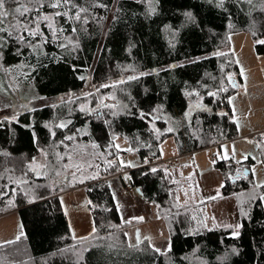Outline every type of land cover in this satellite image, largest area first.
<instances>
[{"label": "trees", "instance_id": "1", "mask_svg": "<svg viewBox=\"0 0 264 264\" xmlns=\"http://www.w3.org/2000/svg\"><path fill=\"white\" fill-rule=\"evenodd\" d=\"M76 2L83 5L85 0ZM97 2L107 7L91 9L98 22L87 25L86 32L73 34L68 25L60 21L68 29L64 35L79 42L75 51L47 44L43 49L47 55H29V50L23 49V54L16 56L15 42L10 41L2 63L13 66L24 63L34 68L30 71L25 67L23 71L29 75L23 78L45 96L82 89L89 76L96 83H104L132 73L151 74L114 88L99 87V91L92 92L91 96L37 107L35 111L24 110L17 115L18 123H0V215L18 209L23 233L19 240H12L13 243L0 244V264H264L262 200L252 202L248 216L243 217L240 236L234 238L232 229L198 226L191 219L193 214L198 219L201 217L195 206L174 207L176 195L183 204L184 179L190 175L184 176L178 168L162 165L164 161L135 168L119 165L120 153L162 161L161 145L169 137L174 138L179 153L184 154L237 136V124L231 119L233 111L228 97L238 88L231 87L227 76L232 74L240 84V67L233 52L221 51L226 54L224 56L214 53L229 47L234 33L249 32L256 40L264 39V11H260V0H253L255 7L241 0H224L223 7L218 6L219 0H157L154 15L148 14L147 0ZM189 12L194 20L185 16ZM77 27L79 29V25ZM255 49L258 54H264V45L255 43ZM208 53L213 55L187 61ZM166 65L169 66L156 70ZM171 65L177 66L172 68ZM80 76L87 79L81 80ZM221 87L228 91L217 97L207 95ZM186 92H199L202 103L211 111L194 109L191 117L186 118V111L199 99L195 95H185ZM111 95H115L116 100L108 99L105 103H115L118 107L99 108L102 114L99 118L79 111L80 104L96 109L101 97ZM121 105L128 107L124 109ZM158 105L163 106L161 118L155 121V129L161 133L159 138L150 118L141 119L139 115ZM111 111L119 114L113 117ZM220 112L228 115L220 116ZM68 119L72 124L67 129H56L55 139L51 138L44 125ZM105 120L111 123L105 124ZM29 124L33 128L26 127ZM169 127L174 130L167 131ZM76 129L86 130L87 134L78 135L74 143L69 142V149L55 147ZM33 130L36 142L33 141ZM261 133L264 131L255 134V140L261 139ZM113 135L124 138L128 142L127 148L134 151L109 149L107 146ZM93 143L99 148L94 149ZM75 145L83 146V151L72 152V162L82 164L88 175L98 172V179L83 183L74 181L69 173L75 169L67 170V178L56 176L52 169L47 170V176H36L27 167L33 158L40 163L54 161L55 152L63 154ZM41 149L49 152L47 158ZM108 151L113 155H107ZM262 151L264 149H259V153ZM93 152H104L107 159H117V164L105 171L104 160L98 156L93 159L90 155ZM260 157L264 160V155L260 154ZM251 161V158L243 160L239 163L241 166L232 158L215 161L223 180V195L250 191L254 185L251 172L247 179L240 178L235 182L229 177H234L237 169H251ZM87 162L100 167L98 170L88 168ZM66 163H70L67 157L61 164ZM151 168L158 171L153 173ZM59 170L64 171L62 167ZM125 171L130 177V187L144 201H150L156 207L159 205L158 215L165 217L168 223L170 250L168 247L161 249L152 240L149 242L144 238L138 246H130L136 243L127 240L128 223L121 219L116 196L113 197L115 191L110 184L112 178L122 176ZM80 175L77 172V177ZM173 180L180 183H173ZM74 187L85 190L93 217L95 232L92 230L86 239L72 237L60 201V194ZM177 211L181 213L179 216L175 215ZM197 228L198 233L193 234ZM153 246L161 249V253L155 252Z\"/></svg>", "mask_w": 264, "mask_h": 264}, {"label": "snow or ice", "instance_id": "2", "mask_svg": "<svg viewBox=\"0 0 264 264\" xmlns=\"http://www.w3.org/2000/svg\"><path fill=\"white\" fill-rule=\"evenodd\" d=\"M244 3L253 5V0H243ZM148 3V14L154 15L156 12V9L152 6V0H147ZM260 11H264V0H260ZM224 0H219L218 6L223 7ZM107 5L98 3L97 0H85V3L79 4L76 2V0H0V70L3 71V74L10 80L15 81L17 77H14L11 75L13 71H18L19 76H22L24 78H27L29 75L28 72H24L23 69L25 67H29L30 71H34V68H31L29 65H26L24 63H20L19 65H16L15 67H9L4 68L3 67V60H4V51L9 46L10 41L15 42V55L21 56L23 54V49L29 50V55H47L43 51L44 46L47 44H54L56 47L61 49H67L71 51H75L79 48V42L74 41L72 36H65L64 33L68 30L65 28L64 24L68 25L70 28L71 33L76 34L78 31H87V25H89L92 22H98V18L95 15L94 12L91 11V9L94 8H106ZM185 16L189 20H194V17L192 16V13H185ZM63 20L64 24H61L60 21ZM79 25V29L77 27ZM229 27H232V25H229ZM253 35H256L255 32H253ZM256 43L259 45H264V39H257ZM214 55L217 56H224L226 55L224 52H216ZM236 63H239V60L236 61ZM177 65H171L170 67L174 68ZM131 66H129L130 68ZM134 71V69H133ZM155 71V70H154ZM151 73H140L138 75H130L127 78H121L119 81L113 82L112 84H102L100 87L108 88V87H116L118 84H124L128 81H134L138 80L140 76H146L150 75ZM243 70H241V75H243ZM79 79L85 80L87 79L84 76H80ZM228 81L231 83L232 88H238L240 87L239 84H237L232 74H228L227 76ZM0 91H6L4 87L3 80H0ZM96 91H99V89H96ZM228 89L225 87H221L217 91H209L207 93L210 97H217L219 93L221 92H227ZM81 95L87 97L93 95L92 92H85ZM185 95L187 96H197L199 99L197 102L189 107V109L185 113L186 118H190L192 115V112L194 109H202L204 111H211L209 108H207L206 105L202 103L203 97H200L199 92H186ZM41 98L42 97H38ZM79 99V97H77ZM111 99L113 101L116 100L115 95L105 96L101 97L100 103L97 105L96 109L90 108L87 104H80L79 105V111L86 114H95L98 118L102 115L98 109L103 107L107 109H116L118 107L115 103H105V100ZM235 97H228L229 104H233ZM22 108H28L27 104L21 105ZM55 107V105H53ZM120 107L127 109V105H121ZM163 110L162 105H158L156 108L151 110L148 113L140 112L139 115L141 119L150 118V123L153 124V128L157 133V138H159V135L161 134L158 129H155V121L157 119L161 118L160 113ZM30 111H35L34 108L30 109ZM233 111V122L237 124V126L240 125V120L238 117L235 116V113L237 109L233 105L232 108ZM119 113L117 111H111V115L113 117L117 116ZM220 116H227L228 113L226 112H220L218 113ZM165 119H168L167 117H164ZM4 121L7 122H17L18 123V116L16 114L12 115L11 117H4L3 121H0V123H3ZM105 124H110L111 122L108 120L104 121ZM72 124V120H63L55 124L46 123L44 125L45 128L49 129L50 137L55 139L56 137V129H67L69 125ZM28 128H33L32 124L27 125ZM174 129L172 127H169L167 131L171 132ZM87 134L86 130L76 129L74 134L65 135L64 139L60 140L57 144H55V147L63 146L65 149H69V142H75L78 135H84ZM33 141H37V137L35 135V131L33 130ZM261 139L260 140H248V143L254 144L257 149H264V133H261ZM118 139L115 135L111 137V142L107 146L109 149H116L117 152L123 150V151H134L131 147H128L126 149H121V146L115 141ZM92 147L94 149H98L99 145L93 143ZM224 149L223 153V159L227 160L229 159V151H228V145L222 146ZM83 151V146L81 145H75L73 148H71L69 151L61 154L59 152H55V160L51 162H45L40 163L36 161L35 158L32 159V161L28 164V168L31 172L35 173L36 176L40 175H48V169H52L54 171V174L56 176L67 178V170L69 169H75V171H72L69 173L72 180H78L80 183H83L84 180L88 179H98V172L96 174L91 175H84V166L82 164H77L72 162L73 156L72 152H75L77 154L81 153ZM42 155L47 158L49 156V152L41 149ZM7 155V153H4ZM92 158H96L97 156L100 159L104 160L105 163V171L108 170V168L113 167L117 164V159H107L104 152H93L90 154ZM107 155H113L111 151L107 152ZM261 155H264V151L261 152ZM218 158H220V153H217ZM236 156V149L235 145L233 144L231 147V158L235 159ZM65 157L70 161V163L61 164L62 161H64ZM249 158V154L245 153L243 155V160H247ZM253 159H256L255 156H253ZM147 162V161H146ZM259 164L264 165V160H258ZM215 163V162H214ZM237 164L241 163V161L237 160ZM119 165L120 167L124 166H132L135 167L136 164L133 161H127L125 162L122 159H119ZM63 168L64 171L59 170L60 168ZM87 167L92 168L95 167L97 170L99 169V164H93L91 162H87ZM157 168H151V172L155 173L157 172ZM166 171V170H165ZM77 172H79L81 175L80 177H77ZM251 172L252 174L256 173V168L253 166L251 169L244 168L242 171L240 169H237L236 175L234 177L230 176L229 178L235 182V180L244 178H248V174ZM167 175H170V173H167ZM182 175V174H181ZM125 179H130V177L125 176ZM186 179L191 180L192 177L189 176ZM173 183L179 184L180 181L173 180ZM223 187V185H221ZM255 187L260 188L264 187V181H261L255 185ZM6 195V193H4ZM240 195H243L241 193ZM185 196H188V191L185 190ZM113 197L115 198V193L113 192ZM217 197H209L208 199L214 200ZM257 197H249L250 200L256 199ZM260 200H264V194H261L258 197ZM176 203L174 204V207L177 209L184 208L188 204V199L184 201L183 204L179 203V196L176 195L175 197ZM10 204H12V201H9ZM90 203V202H89ZM201 203H203V200H201ZM117 208L119 209L121 205L117 201L116 203ZM159 207V205H157ZM241 213L243 216L247 217L248 213L241 209ZM181 213L179 211L176 212V216H179ZM191 219L196 222V224L200 227L207 228L208 225L206 223V220L208 219L207 216L204 217V219H198L195 214L191 216ZM213 221H215V218H212ZM133 220L136 221H142L143 217H133L132 219L125 221V223H132ZM22 227V226H21ZM112 227H115L113 225ZM221 227L220 224L213 223L212 228H219ZM223 227L232 229L231 235L234 238H238L240 236V229L243 227V224H224ZM211 230V229H209ZM199 229L193 230V234H197ZM93 232H95V228H93ZM23 235L21 232L20 235H17L16 240L20 239V236ZM127 235V234H125ZM75 238V236L73 237ZM86 239V238H81ZM144 239L151 242V237H144ZM14 241H7L6 243H13ZM141 237L139 234V230H137L136 233V245H130V246H138L139 243H141ZM171 249V241L169 240L168 249ZM153 250L157 253H161V249L155 248L153 246ZM232 251L235 253L237 252L236 249H232ZM163 254V253H162ZM82 258V257H81Z\"/></svg>", "mask_w": 264, "mask_h": 264}, {"label": "rangeland", "instance_id": "3", "mask_svg": "<svg viewBox=\"0 0 264 264\" xmlns=\"http://www.w3.org/2000/svg\"><path fill=\"white\" fill-rule=\"evenodd\" d=\"M243 1V0H241ZM157 0H152V6L156 9ZM236 37H239V39H236ZM246 38V39H245ZM233 45H230L227 48L220 49L218 52L221 51H231L234 53V50L237 51L244 47L242 52H240V55H238V59L240 62V75L241 70H243L244 77L246 79V84L253 83L257 80H259L257 72L254 70V61L255 56H257V52L255 49V43L256 39L253 38L251 33L249 32H238L235 35H233ZM251 42L253 43V46L251 45ZM248 43V44H245ZM213 55V53L204 54L202 56L187 60L191 61L197 58L206 57ZM96 62V60H95ZM239 64V63H238ZM169 65L162 66L157 68L164 69L168 67ZM4 68L9 67H15L13 65H4ZM153 71V70H152ZM140 73H132L130 75H138ZM12 76L17 77L15 81H10L4 74L3 71L0 70V80H3L4 87L6 91H0V119L4 117H11L12 115L32 108H37L45 105H51L56 104L68 99H75L77 97H81L82 93L85 92H96V89H98L102 84H112L113 82L119 81L121 78L109 80L104 83H96L93 81L92 77L89 76L86 85L79 90H75L73 92L69 93H62L55 96H45L41 94L34 85L27 83L22 76H19L18 71H13L11 73ZM124 76L122 78H127L128 76ZM242 81V76H241ZM241 83V82H240ZM243 89L246 87L243 86ZM38 97H42L38 98ZM27 104L28 108H22L21 105ZM258 120L264 121V110L260 111L258 116ZM254 137H241L240 139L236 140V143H228V151H229V157L231 158V147L234 144L236 149V156L234 161L237 160L242 161L243 155L245 153L249 154V158L252 159L250 166L251 168L254 166L256 168V173L253 174L254 179V185L251 187L250 191L248 189L242 190L239 192H235L229 195H225V197L222 196V187H218L212 190L205 189L203 186V164L210 165L213 167L214 170L217 172L218 169L215 167L214 162L216 161V158H218L217 153H220V159H222V150L224 149L220 146H210L205 149L194 151L191 155L184 156L180 159V162L176 166H181L182 164H185L186 172H190V176L192 177L191 180L184 179L185 186L181 194V200L184 203L186 199H188V204L191 206H195L196 210L199 209V212L201 213L200 219H204L205 216H207L206 223L208 227L212 228L213 223L220 224L221 227H223L224 224H242L243 222V215L241 213V209L247 213H249L250 206L253 201L256 199H259L258 197L261 194H264L263 187L257 188L255 185L261 181H264V165L259 164L257 161L261 160L259 149L255 147L254 144L248 143V140H253ZM175 140L173 137H169L164 141L162 144V148L164 150V153H171L175 151L176 145ZM117 144L121 146V148H125L128 146V142L124 138L117 139ZM226 144V143H225ZM223 145V144H222ZM177 153V152H176ZM253 156L256 157V159H253ZM119 158L127 161H133L136 166L139 167L141 165H144L143 159L138 155L134 153H120ZM174 160H178L177 158H174ZM194 160V163H191V161ZM40 161L43 162V158H40ZM168 162H165L162 165H167ZM172 166V165H171ZM172 166V167H176ZM132 167V166H131ZM132 167V168H135ZM84 175H88L86 172L83 173ZM125 176L128 177V174L125 172L122 173V176L114 177L110 184L111 186L117 185V189H115V196L116 193L118 195L123 194L125 196V200L127 202H124L123 204H120L121 207L120 215L123 222L128 221L132 219L133 217H143L142 221H136L133 220L132 223H128L127 226V240L129 243H136V233L137 230H139V234L141 237V240L144 237H151L153 241L157 243V246H161L162 248L166 249L169 244L170 240V233L168 229V223L165 217L163 216H157L152 210L143 209L142 207H138L134 211H131L130 205L133 201L134 197H140L136 190L132 187H130L128 183V179H125ZM200 177L202 181L200 180ZM128 188H131V192H129ZM185 190L188 191V196H185ZM74 193H70L73 192ZM243 193V195H240ZM126 194V195H125ZM60 195H62L63 203L65 207H67L69 211V215L71 216L72 221V229H71V235L72 237H77L81 231V224L85 222V213L88 214V218H90V224L93 223L92 213L88 204V197L85 192V190L82 187H74L69 189L68 191L62 192ZM182 195H184L182 197ZM221 195V197H218ZM209 197H217L214 200L208 199ZM249 197H257L256 199L250 200ZM116 199L117 196H116ZM143 200V199H142ZM201 200H203V203H201ZM68 201H73L75 204L76 209L78 210V213H73L68 208ZM122 201V200H121ZM123 202V201H122ZM147 203H150V201H146ZM264 205V200H262ZM215 218V221H213L212 218ZM158 226V228L156 227ZM93 230V229H92ZM162 234H166V237L162 238ZM159 237L161 238L160 241L158 240Z\"/></svg>", "mask_w": 264, "mask_h": 264}, {"label": "crops", "instance_id": "4", "mask_svg": "<svg viewBox=\"0 0 264 264\" xmlns=\"http://www.w3.org/2000/svg\"><path fill=\"white\" fill-rule=\"evenodd\" d=\"M235 34H233V35H235ZM233 35L231 36V45H233V42H234L233 41ZM236 39H239V37H236ZM245 44H248V43H245ZM251 45L253 46L252 42H251ZM243 48L244 47H242L240 49V51L239 50L237 51L236 49L234 50L237 60H239L238 55H240V52H242ZM256 55L257 56H255V61H254L253 65H254V70L258 74L259 80L255 81L253 83L246 84V79L244 77V74L241 75L242 81L240 83V87H238V91L231 96V97H235L233 104H231V108H233V105L235 106V108L237 109L235 116L238 117L240 120V125L237 126V134L238 135L233 139L224 141V142L217 144V145H214V146H217V147L221 146L222 147L223 145H228V143H236L235 141L240 139L241 137H254L255 134L264 131V121L258 120V118H257L259 112L264 110V54H258L257 53ZM239 66H240V62H239ZM243 86H245L246 88L243 89L242 88ZM125 148H127V147H125ZM193 152L194 151L187 152L184 154H180L178 147L176 145L175 151H173L171 153H164V150H163L162 145H161V154H162L163 160H169V159H174V158L178 157L179 161L177 160V163H175L173 166H176L180 162L181 158H183L184 156H187V155H191ZM223 153H224V151L222 150V155H223ZM217 159H220V158H217ZM241 160L243 161V159H241ZM143 163H144V165L149 164L148 159L143 160ZM191 163H194V160H192ZM141 166H143V165H141ZM202 166H203V174H202L203 181H202L201 177H200V180L203 182V185H204L203 187L205 189H209V190L220 187L223 184V180H222L220 172H217L216 170H214L213 167H211L210 165L203 164ZM185 167H186L185 164H182L181 166H176V168H178V170H180V172L184 176H188L191 173L183 170V169H185ZM113 189H114V191H115V189L118 190L116 184L113 186ZM74 192L75 191L70 192V193H74ZM123 194L118 195L116 193V196L118 198L117 201L120 204L127 202V200H125V196ZM183 196L184 195H182V197ZM222 196L225 197V195H223V194H222ZM218 197H221V195H219ZM60 201H61V204H62V206H63V208L67 214V217H68V220L70 223V227L72 229L71 216L69 215V211H68L67 207H65V205L63 203L62 195H60ZM133 201H135V202H131V205H130L131 211H134L138 207H142L143 209H145L146 212H147V210H152L155 214H157V216H159L158 211H157V207L154 203H151V202L147 203L146 201L142 200L141 197H134ZM68 208L73 213H78V210L76 209L73 201H70V202L68 201ZM88 220L90 221V218H88V214L86 215V213H85V222H83L81 224V231H80V233H83V234L77 235V237H75L76 239L86 238L91 234L92 229H93V225H92V223L90 224V222ZM21 226H22V224L20 221V215H19L18 209L12 210V211H9L5 214L0 215V244L6 243L7 241L15 240L17 235H19V233L22 231ZM156 227L158 228L157 225H156ZM161 236H162V238H164V237H166V234H162ZM160 239L161 238L159 237L158 240L160 241ZM152 242L155 245H157V243L155 241L152 240ZM159 247L161 249H164L160 245H159Z\"/></svg>", "mask_w": 264, "mask_h": 264}, {"label": "built area", "instance_id": "5", "mask_svg": "<svg viewBox=\"0 0 264 264\" xmlns=\"http://www.w3.org/2000/svg\"><path fill=\"white\" fill-rule=\"evenodd\" d=\"M165 162H168L169 163V165H174L175 163H177V160H174V159H169V160H164ZM161 162H163V161H161V160H159V161H153V160H150L149 159V164H151V163H161ZM128 190H129V192H131V189L130 188H128Z\"/></svg>", "mask_w": 264, "mask_h": 264}, {"label": "bare ground", "instance_id": "6", "mask_svg": "<svg viewBox=\"0 0 264 264\" xmlns=\"http://www.w3.org/2000/svg\"><path fill=\"white\" fill-rule=\"evenodd\" d=\"M235 34V33H234ZM229 37V36H228ZM229 44V43H228ZM231 52V51H230ZM236 135H238V134H236ZM176 145V144H175ZM261 154V153H260ZM217 159V158H216ZM223 159V158H222ZM179 161V160H178ZM240 165V164H239ZM159 166V165H158ZM170 166V165H169ZM241 166V165H240Z\"/></svg>", "mask_w": 264, "mask_h": 264}, {"label": "water", "instance_id": "7", "mask_svg": "<svg viewBox=\"0 0 264 264\" xmlns=\"http://www.w3.org/2000/svg\"><path fill=\"white\" fill-rule=\"evenodd\" d=\"M237 84H239L238 82H237V80H234ZM240 85V84H239Z\"/></svg>", "mask_w": 264, "mask_h": 264}]
</instances>
